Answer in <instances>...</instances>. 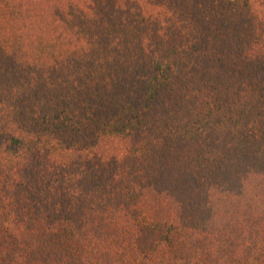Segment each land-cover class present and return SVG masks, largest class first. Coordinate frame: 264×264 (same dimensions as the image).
<instances>
[{
    "label": "trees",
    "instance_id": "obj_1",
    "mask_svg": "<svg viewBox=\"0 0 264 264\" xmlns=\"http://www.w3.org/2000/svg\"><path fill=\"white\" fill-rule=\"evenodd\" d=\"M0 264H264V0H0Z\"/></svg>",
    "mask_w": 264,
    "mask_h": 264
}]
</instances>
